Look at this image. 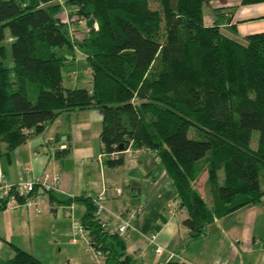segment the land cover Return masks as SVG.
I'll list each match as a JSON object with an SVG mask.
<instances>
[{"label":"trees","instance_id":"trees-1","mask_svg":"<svg viewBox=\"0 0 264 264\" xmlns=\"http://www.w3.org/2000/svg\"><path fill=\"white\" fill-rule=\"evenodd\" d=\"M59 1L0 0V157L59 114L95 109L102 114L104 164L118 165L127 148L154 152L184 209L180 225L189 237L264 201V32L242 42L223 35L220 25L234 8L228 17L213 11L215 20L205 26L208 0ZM63 5L68 22L59 17ZM89 18L96 29L72 39L65 24ZM73 46L89 66L90 89L61 86L59 51ZM202 173L207 201L194 187ZM70 201L84 203L80 225L103 264H134L122 238L102 229L91 198ZM11 249L0 264H43Z\"/></svg>","mask_w":264,"mask_h":264},{"label":"crops","instance_id":"crops-1","mask_svg":"<svg viewBox=\"0 0 264 264\" xmlns=\"http://www.w3.org/2000/svg\"><path fill=\"white\" fill-rule=\"evenodd\" d=\"M69 13L70 8L63 5L59 17L66 22ZM211 14L207 16V23V17L203 16L205 26L215 20ZM228 25L234 26V35L225 28ZM92 26L96 29L94 22ZM220 26L225 28L227 37L239 42L247 35L264 32V3L239 5L232 23ZM65 27L72 39H81L88 29L85 21L65 24ZM59 54L63 57L61 86L90 89L91 74L84 55L75 46L71 50L62 49ZM79 63L88 66L82 76L75 68ZM101 121L102 114L95 109L61 113L42 132L0 157V176L6 182L29 180L43 173H56L60 178L59 191L51 193L52 198L47 196L38 214L28 216L21 207H0V251L3 245L9 246L8 251L3 250L5 258L0 259L12 256L11 245L19 248L11 240L19 229L31 237L44 225H52L48 231L57 234L55 242L61 238L69 244L77 243L73 236L78 233L72 229L80 224L85 206L83 202L67 200L78 196L96 198L102 192L100 202L104 211L100 219L108 224V232L121 221L129 220L126 211L142 207V213L129 220L131 229L122 238L123 253L134 264H264V202L217 218L204 227L202 235L189 237L180 225L186 214L174 199L156 154L145 148H127L121 153L118 165L104 164L99 141ZM204 181L205 173H202L194 187L207 201ZM115 189L120 191L119 195ZM124 192L126 202L121 201ZM79 239L85 243L81 235ZM87 249L90 251L88 246ZM92 259L88 264L95 263L93 255ZM65 264L75 263L66 260Z\"/></svg>","mask_w":264,"mask_h":264},{"label":"rangeland","instance_id":"rangeland-1","mask_svg":"<svg viewBox=\"0 0 264 264\" xmlns=\"http://www.w3.org/2000/svg\"><path fill=\"white\" fill-rule=\"evenodd\" d=\"M238 6L239 0H208L205 4H203L202 12L203 16L207 17L208 15L212 16L211 12L219 10L223 11L226 14L225 16L228 17L229 9H236ZM243 13H245V11H243ZM233 16L234 13L230 15L229 18V22L231 23ZM205 22H208V17L205 18ZM225 28L220 27L219 29L223 35H228V33L224 30ZM6 53L7 57L4 61L5 66L8 65V61L10 60L8 50ZM85 67L86 69H88V66H84V63L75 64V68L80 73V76L83 75ZM256 138V132H252L250 138V147H255ZM121 201H127L125 192L123 193ZM50 227L53 226L50 225ZM50 227L44 225L42 228H39L38 231L33 232L31 237L28 236L27 232L19 229V232L16 231L17 233H15L16 236H13L11 239L12 242H14L12 244L17 245L19 248L26 252H29L35 258L39 259V261H41L43 264H65L66 260H69L70 262H73L75 264H88L89 261L93 260L92 253L88 251L86 244L79 239V234L73 236L75 240H78L77 243L69 244L66 242V239L61 238H59L60 240L58 242H55V240L57 239V234L48 231ZM58 228L60 230H63V226H60ZM8 247V245H3V250H5V252L6 250L8 251ZM3 250L0 251V258H5L6 256L4 255L5 252L3 253Z\"/></svg>","mask_w":264,"mask_h":264},{"label":"built area","instance_id":"built-area-1","mask_svg":"<svg viewBox=\"0 0 264 264\" xmlns=\"http://www.w3.org/2000/svg\"><path fill=\"white\" fill-rule=\"evenodd\" d=\"M68 22V20L66 21ZM84 23L79 21L78 23ZM116 153L111 154L112 158H116ZM59 176L56 173H43L40 176L33 177L29 180H20L15 183L6 182L0 176V206L3 208H18L25 210L28 216L38 214L44 207V202L50 193L58 192ZM116 194H120L118 189H115ZM102 192L96 197L91 198V202L95 207L94 216L100 221L101 227L104 231L107 230L108 224L101 221V215L104 207L101 204ZM121 212V211H120ZM129 220L137 218L142 213V207H134L130 211L125 212ZM128 221H121L118 226L111 230V233H116L120 238L126 236L131 229V223ZM72 231L78 233L84 238L86 246L90 249L94 259V264H103V255L90 248L86 234L81 225L73 226ZM2 242L0 240V247ZM156 252H159L157 249Z\"/></svg>","mask_w":264,"mask_h":264},{"label":"water","instance_id":"water-1","mask_svg":"<svg viewBox=\"0 0 264 264\" xmlns=\"http://www.w3.org/2000/svg\"><path fill=\"white\" fill-rule=\"evenodd\" d=\"M93 19L89 18L85 21V26L90 30V31H94V27L92 26L93 24ZM120 149V148H119Z\"/></svg>","mask_w":264,"mask_h":264}]
</instances>
